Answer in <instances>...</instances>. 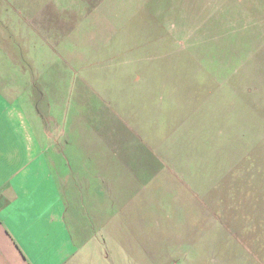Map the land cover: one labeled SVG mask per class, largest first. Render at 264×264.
Instances as JSON below:
<instances>
[{
	"label": "rangeland",
	"instance_id": "1",
	"mask_svg": "<svg viewBox=\"0 0 264 264\" xmlns=\"http://www.w3.org/2000/svg\"><path fill=\"white\" fill-rule=\"evenodd\" d=\"M81 1L0 0V40L19 43L25 68L5 65L6 80L32 81V42L37 112L68 156L70 201L93 197L102 217L115 207L150 264H264V8ZM99 2L125 12L88 13L117 64L108 88L86 89L87 66L66 55L83 47L63 35L84 16L77 5Z\"/></svg>",
	"mask_w": 264,
	"mask_h": 264
},
{
	"label": "crops",
	"instance_id": "2",
	"mask_svg": "<svg viewBox=\"0 0 264 264\" xmlns=\"http://www.w3.org/2000/svg\"><path fill=\"white\" fill-rule=\"evenodd\" d=\"M238 1L242 13H263L264 0ZM86 4L77 5L76 11L84 16L63 35L84 52L66 55L87 66L81 75L86 89H98L99 85L105 89L114 77L110 68L117 64L115 49L111 53L107 48L114 43L107 30L102 37L88 13L113 9L116 16L125 10L100 2L95 7ZM57 36L50 45L64 40ZM7 41L11 42L9 49L4 48ZM31 44L24 62L32 71V81L22 85L16 76L6 80L3 70L6 65L16 68V75L25 71L19 59L21 46L5 37L0 40V264H150L146 250L140 249V256H133L131 224L126 217L118 218L115 207L102 217L95 198L89 197L87 202L68 198L67 180L73 178H69L68 156L63 150H54L52 134H47L37 112V61L29 54ZM102 47L107 49L103 54L98 51ZM42 63L44 69L46 61ZM78 173L81 169L72 175L77 177ZM81 183L71 184L79 190L85 185ZM70 206H81L82 210Z\"/></svg>",
	"mask_w": 264,
	"mask_h": 264
}]
</instances>
